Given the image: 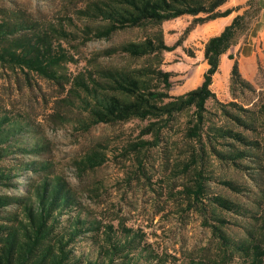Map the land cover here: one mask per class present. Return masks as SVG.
<instances>
[{
  "label": "rangeland",
  "instance_id": "374dc122",
  "mask_svg": "<svg viewBox=\"0 0 264 264\" xmlns=\"http://www.w3.org/2000/svg\"><path fill=\"white\" fill-rule=\"evenodd\" d=\"M112 1L115 2L0 0V18L3 13L25 14L30 20L50 22L68 32L66 40L58 41L55 38L59 37L58 33L52 38L55 52L65 53L71 59L60 72L72 79L79 74L86 79L99 77V69L133 71L147 90L180 95L195 88L200 81L207 67L203 48L208 39L219 34L237 13L257 7L251 0H228L216 10H235L226 17L203 20L206 14L200 13L160 24L145 21L97 38L98 31L105 29L109 22L94 12L86 15L82 11ZM193 1L207 8L212 2ZM247 37L248 32L240 38L241 44ZM158 39H162L166 49L139 58L129 57L121 50L126 43ZM238 52L234 46L222 56L211 88L227 111L240 116L238 107L251 111L252 121L245 119L254 126L245 134L254 145L247 154L249 160H236L239 166L232 161H220L209 146H202L187 136L193 110L168 119L132 118L97 124L85 130L77 123L83 117L79 109L69 110L58 103L66 98V85L34 72L13 71L1 64L0 112L28 122L30 128L18 134V139L31 142L36 136L43 141L47 149L37 159L50 161L52 170L74 186L92 218L114 225L115 230L124 225L141 233L145 249L152 250L157 257L153 264H188L191 259L220 262L222 252L209 227L220 223L210 214L206 198L196 200L193 195L189 196L188 187L195 185L198 174L205 182V195L235 200L253 214V218H245L219 213L226 221L223 229L231 235L243 236L245 229L259 228L260 215L264 213V113L259 110L264 104V53L251 63L240 59ZM229 55L238 60L241 78L251 86L250 90L232 91L233 60ZM160 72L167 73L172 81L169 89L165 88ZM206 109L207 125L243 130L231 124V119L215 102L209 101ZM214 147L218 151L233 149L226 140H220ZM236 148L243 149L240 144ZM90 149L103 152L105 160L94 170H85L82 160ZM227 180L245 191L230 190L223 184Z\"/></svg>",
  "mask_w": 264,
  "mask_h": 264
},
{
  "label": "trees",
  "instance_id": "16d2710c",
  "mask_svg": "<svg viewBox=\"0 0 264 264\" xmlns=\"http://www.w3.org/2000/svg\"><path fill=\"white\" fill-rule=\"evenodd\" d=\"M227 1L212 0L207 8L193 0H115L104 6L89 5L82 12L86 15L94 12L109 22L97 34V38H105L117 30L139 26L145 21L160 24L172 18L198 16L200 13L206 14L203 20L226 17L235 10H216ZM251 2L257 5L254 10L237 13L219 34L208 39L203 48L207 67L197 86L180 95L147 90L133 71L99 69V77L86 79L82 74L73 79L68 77L60 70L71 59L65 53L55 52L52 36L58 33L59 37L55 36L58 41L66 40L69 33L50 22L30 20L20 13H3L0 18V64L13 71L34 72L66 85V98L58 103L69 110L79 109L83 117L77 119V123L85 130L97 124L124 122L132 118L168 119L193 110L187 136L202 146H209L220 161H232L239 166L236 160H249L247 154L254 145L245 134L254 126L245 119L252 118L251 111L238 107L241 116L227 111L224 104L217 101L211 86L222 56L240 42L259 15V0ZM166 48L162 39H158L156 42L126 43L121 50L129 57L139 58ZM229 58L233 60L232 91L250 90L251 86L241 78L238 60L232 55ZM159 74L165 88L169 89L172 86L169 76L164 72ZM209 101L220 105L231 119L230 123L243 130L207 125L205 113ZM259 110L264 113V104ZM29 128L28 122L22 118L12 119L0 112V264H153L157 257L152 250L145 249L141 233L124 225L115 230L114 225L92 218L74 186L52 170L50 161L37 159L41 157V151L47 149L42 140L36 136L31 142L18 139V134ZM220 140H226L233 149L218 151L214 145ZM236 144L243 149H237ZM104 158L103 152L90 149L82 160L83 167L94 170L103 164ZM223 184L235 192L245 191L229 180ZM188 191L196 200L206 198L209 201L210 214L220 223L209 227L222 252L220 262L191 259L188 264H264V213L260 215L259 228L253 226L245 229L243 236H234L223 229L226 221L219 213L253 218L248 208L222 195H205V182L200 173Z\"/></svg>",
  "mask_w": 264,
  "mask_h": 264
},
{
  "label": "crops",
  "instance_id": "0c3cea01",
  "mask_svg": "<svg viewBox=\"0 0 264 264\" xmlns=\"http://www.w3.org/2000/svg\"><path fill=\"white\" fill-rule=\"evenodd\" d=\"M261 10L256 20L248 31L247 41L239 42L235 48L239 50L238 55L248 62H254L261 53H264V0H259Z\"/></svg>",
  "mask_w": 264,
  "mask_h": 264
}]
</instances>
